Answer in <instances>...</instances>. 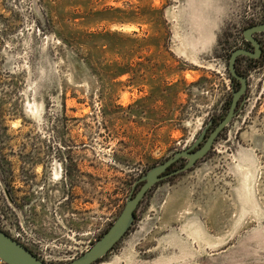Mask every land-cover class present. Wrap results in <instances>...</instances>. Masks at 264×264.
<instances>
[{
	"label": "rangeland",
	"instance_id": "rangeland-1",
	"mask_svg": "<svg viewBox=\"0 0 264 264\" xmlns=\"http://www.w3.org/2000/svg\"><path fill=\"white\" fill-rule=\"evenodd\" d=\"M260 23L264 0H0V229L48 264L87 251L141 176L224 118L238 87L229 57L251 50L243 31ZM255 38L261 57L236 64L248 81L237 116L193 168L146 194L95 264H264ZM36 137L53 158L24 179L20 144Z\"/></svg>",
	"mask_w": 264,
	"mask_h": 264
},
{
	"label": "water",
	"instance_id": "water-1",
	"mask_svg": "<svg viewBox=\"0 0 264 264\" xmlns=\"http://www.w3.org/2000/svg\"><path fill=\"white\" fill-rule=\"evenodd\" d=\"M264 33V23L256 24L243 31L244 40L249 43L253 50L245 48L235 49L228 62V71L231 81L239 83L238 89L233 87L232 99L229 109L224 118L213 126L210 120L202 129L195 141L186 149L177 151L174 155L146 172L133 185L132 191L124 205L120 215L110 228L83 254L62 264H94L106 256L117 245L130 230L135 221V212L146 194L158 183L189 171L195 164L203 159L211 150L215 140L237 116L245 99L248 87L247 77L240 74L236 69V60L239 57L259 59L262 54L260 42L255 38L256 34ZM184 160L185 164L179 168L167 172L179 161ZM137 186L139 189L135 192ZM135 192V193H134ZM0 260L5 264H48L37 258L23 244L9 236L0 229Z\"/></svg>",
	"mask_w": 264,
	"mask_h": 264
},
{
	"label": "flooded vegetation",
	"instance_id": "flooded-vegetation-1",
	"mask_svg": "<svg viewBox=\"0 0 264 264\" xmlns=\"http://www.w3.org/2000/svg\"><path fill=\"white\" fill-rule=\"evenodd\" d=\"M260 45H261V43H260ZM248 46L251 48V51H252L253 50L252 46L250 44ZM261 48H262V46H261ZM262 52H263V50H262ZM238 87H239V83H238ZM238 87L237 88L234 87V88L235 89H238ZM39 142H40V140L36 137V138H32L31 140H28V139L27 140H23L21 142V144H20V149H19V153H18V156L17 157H18L19 163L21 165V171L24 174V176H23L24 179H27L28 172L31 173L30 174L31 177H33L36 174V172L38 170V163L37 162L39 161V156L40 155L42 157L44 156V159L53 158V155L51 154V149H47V148H44V147L39 148ZM47 143L48 144H51V141L50 140H47ZM29 144H31V147L30 148H28V145ZM40 153H42V154H40ZM175 169H177V166L176 167L175 166L171 167L167 172L173 171ZM31 182H32V180H31ZM28 250H30V249H28ZM106 256H104L103 258H105ZM103 258L100 259V260H103ZM100 260H98L96 263H98Z\"/></svg>",
	"mask_w": 264,
	"mask_h": 264
},
{
	"label": "trees",
	"instance_id": "trees-1",
	"mask_svg": "<svg viewBox=\"0 0 264 264\" xmlns=\"http://www.w3.org/2000/svg\"><path fill=\"white\" fill-rule=\"evenodd\" d=\"M240 58V57H239ZM239 58H237V60H236V64H237V61L239 60ZM251 60H254L253 62H256L257 60H255V59H251ZM236 69H237V71L241 74V72L239 71V68L237 67V65H236ZM245 76V75H244ZM230 79H231V77H230ZM222 120V119H221ZM220 120V121H221ZM219 122V121H218ZM218 122H214V124L216 123H218Z\"/></svg>",
	"mask_w": 264,
	"mask_h": 264
},
{
	"label": "built area",
	"instance_id": "built-area-1",
	"mask_svg": "<svg viewBox=\"0 0 264 264\" xmlns=\"http://www.w3.org/2000/svg\"><path fill=\"white\" fill-rule=\"evenodd\" d=\"M12 237V236H11ZM13 238V237H12ZM15 240H17L16 238H14ZM18 241V240H17ZM19 242V241H18ZM21 243V242H20ZM22 244V243H21ZM37 257V256H36ZM38 258V257H37ZM40 259V258H39ZM41 260V259H40Z\"/></svg>",
	"mask_w": 264,
	"mask_h": 264
},
{
	"label": "crops",
	"instance_id": "crops-1",
	"mask_svg": "<svg viewBox=\"0 0 264 264\" xmlns=\"http://www.w3.org/2000/svg\"><path fill=\"white\" fill-rule=\"evenodd\" d=\"M0 264H5V263L0 260Z\"/></svg>",
	"mask_w": 264,
	"mask_h": 264
}]
</instances>
